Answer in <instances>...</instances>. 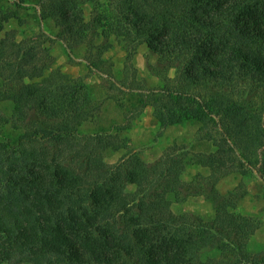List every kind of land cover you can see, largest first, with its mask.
<instances>
[{
  "label": "trees",
  "instance_id": "obj_1",
  "mask_svg": "<svg viewBox=\"0 0 264 264\" xmlns=\"http://www.w3.org/2000/svg\"><path fill=\"white\" fill-rule=\"evenodd\" d=\"M13 1L18 7L30 3ZM31 4L39 13V24L53 22L59 28L57 36L72 46H93L102 39L104 45L93 46L101 55L114 39L125 49L126 61H131L145 43L175 69L178 85L145 88L126 77L117 85L129 94V108L137 114L151 107L161 127L189 122L208 132L214 150L202 164L212 174L203 179H218L216 172L245 176L254 170L264 148V0ZM86 4L91 8L89 17ZM24 43L0 38V102L9 100L12 116L29 127L12 138L2 128L6 122L18 128L16 121L0 120V165L12 156L9 146L31 156L25 166L0 167V184L2 173L8 177L7 191H0V261L264 264L262 255L248 249L263 221L236 212V205L214 189L215 182L209 192H201L215 206L212 221L172 210L171 194L178 196L184 189L191 195L199 192L180 180L188 166L176 158L181 148L154 164L133 153L115 164L106 162L103 151L113 144L116 123L101 124V105L85 80L59 71L45 76L47 68L37 63L36 52ZM14 51L19 62L12 60ZM88 66L98 67L93 61ZM14 77L21 82L19 88L9 85ZM26 78L40 80L25 83ZM89 124L93 128L87 131L84 127ZM255 129L260 138L243 144ZM44 142L49 144L38 150Z\"/></svg>",
  "mask_w": 264,
  "mask_h": 264
},
{
  "label": "rangeland",
  "instance_id": "obj_2",
  "mask_svg": "<svg viewBox=\"0 0 264 264\" xmlns=\"http://www.w3.org/2000/svg\"><path fill=\"white\" fill-rule=\"evenodd\" d=\"M28 1L29 4L18 7L13 0H0V22L3 24L0 38L16 43L24 41V44L29 48H33L37 54V63L47 68L45 76L52 71H59L71 79L81 78L89 84L94 101L101 105V124L108 125V121L111 120L118 127L113 131L112 146L103 151L106 162L115 164L127 153H133L146 163L154 164L160 159H170L167 155H173L175 147L181 148L179 151L176 150V152H181L176 158L182 159L183 163H187L188 166L180 176V180L192 183L199 192L191 195L184 189L178 196L171 194L172 210L176 214L194 213L206 222L212 221L215 216V206L212 200L206 198L201 192H209V187L215 182L214 189L226 195L229 201L236 205V212L263 221L261 228L250 239L248 249L251 253L264 257V177H261V173H264V148L261 150L259 163L247 175L242 176L237 171L227 174L216 172L214 176H219L218 179H203V177H209L212 174L210 168L202 164V160H205V157L214 150L212 141H208L206 138L208 132L189 122L167 128L161 127L153 115L151 107L148 106L137 114L133 110L134 107L129 108L131 105L128 99L129 94L122 92L117 85V81L124 77H126L124 80L130 82L135 78L145 88L178 85L179 80L175 78V69L168 68L167 64L161 61L159 56L152 52L145 43L138 47L131 61H126L125 49L114 39L108 42L109 47L101 55H98V49L94 47L104 45L105 41L102 39L95 40L92 44L94 47L89 44L72 46L71 42L62 41L57 36L59 28L53 22L48 21L43 26L39 24L37 19L39 13L31 4L35 0ZM84 9L86 17H89L90 5L86 4ZM68 43L72 55L66 50ZM11 56L12 60L19 62L15 59L16 51L11 52ZM92 61L98 66L95 69L88 66ZM14 79L10 81L9 85L19 88L21 82L15 77ZM38 80L40 78H26L24 81L30 83ZM4 89L8 90V88ZM32 118L35 119V117ZM12 119L16 121L18 128L11 126L10 122H6L12 121L13 123ZM0 120L3 123L6 122L2 131L12 138L14 137L12 134L16 135L29 128L26 127V123L17 121L12 116V105L9 100L0 102ZM84 128L89 131L93 128V124L85 125ZM260 135L259 130H252L243 144L257 141ZM46 144L49 142L39 145L38 150ZM117 145L120 148L114 150ZM8 148L12 151V156L10 160H5L6 162L0 167L5 166L7 169L10 164L25 166L26 160H30L31 156L23 154V149L17 150L12 146ZM25 148L28 152L32 149L31 146ZM1 175L3 182L0 184V191L4 193L7 191L5 185L8 177L3 173ZM129 189H135V186L129 185ZM0 264L12 263L0 261Z\"/></svg>",
  "mask_w": 264,
  "mask_h": 264
}]
</instances>
